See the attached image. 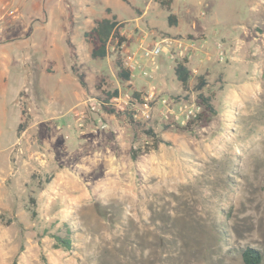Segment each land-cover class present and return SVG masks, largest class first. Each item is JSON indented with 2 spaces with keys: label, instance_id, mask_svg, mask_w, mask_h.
Returning <instances> with one entry per match:
<instances>
[{
  "label": "rangeland",
  "instance_id": "rangeland-1",
  "mask_svg": "<svg viewBox=\"0 0 264 264\" xmlns=\"http://www.w3.org/2000/svg\"><path fill=\"white\" fill-rule=\"evenodd\" d=\"M88 1L101 15L102 0ZM106 1L125 41L92 59L78 28L81 97L54 104L58 117L38 129L35 107L20 100L30 127L17 179L0 181V264H244V246L262 250L264 264V0ZM157 43L163 52L146 55ZM127 56L137 68L121 80L117 60ZM183 56L186 89L173 73ZM27 85L44 108L38 84ZM114 89L121 102L139 92L151 117L103 109ZM199 93L214 113L182 129L203 109ZM147 129L164 141L155 145ZM65 228L70 251L52 247L51 233Z\"/></svg>",
  "mask_w": 264,
  "mask_h": 264
},
{
  "label": "crops",
  "instance_id": "crops-1",
  "mask_svg": "<svg viewBox=\"0 0 264 264\" xmlns=\"http://www.w3.org/2000/svg\"><path fill=\"white\" fill-rule=\"evenodd\" d=\"M101 15L88 0H9L14 14H8L0 4V181L17 179L21 166L24 133L17 131L22 120L20 100L27 101L31 114V126H47L58 117L54 104L67 98L81 97V84L73 73V47L75 33H81L94 25V20L116 14L110 9ZM90 22V28H85ZM83 41L87 42L83 36ZM91 49V45H90ZM57 75L51 88L49 77ZM37 83L41 97L46 99L44 108L37 107L36 97L27 84ZM54 88V89H53ZM40 99V97H39ZM73 100V99H72ZM15 104L16 113L9 108ZM33 105V106H32ZM40 108V112H39ZM38 111V113H37ZM12 113V114H11ZM15 113V114H14ZM21 161V160H20Z\"/></svg>",
  "mask_w": 264,
  "mask_h": 264
},
{
  "label": "trees",
  "instance_id": "trees-1",
  "mask_svg": "<svg viewBox=\"0 0 264 264\" xmlns=\"http://www.w3.org/2000/svg\"><path fill=\"white\" fill-rule=\"evenodd\" d=\"M162 1V0H161ZM164 5H169V0H166L163 2ZM110 9L107 8V12H109ZM168 21L170 23H173L174 15L169 13L168 14ZM119 22L116 19L114 15H111L110 17H102L97 18L94 20V25L87 31L83 32V36L87 42L90 43L91 49H90V57L92 59H102L106 57L108 53L109 43L113 42L115 43V46L119 49L120 45L125 41L124 36L119 31ZM118 65V76L121 80H129L130 78V71L127 70L122 66V62L117 60ZM73 71H76L74 67H72ZM173 73L175 75V78L177 81H179L181 87L183 89H186L188 86V82L190 79V70L187 66V59L185 57L177 59L173 66ZM78 81L81 85H85V82L82 78V74H77ZM205 85V81L203 79V76L197 77V83L196 88L198 90H201L202 87ZM117 90L114 89L111 92H106V99H110L113 96H117ZM133 97L136 99L139 98V92L134 91ZM200 97V105L203 106V109L198 112L194 118L188 120L185 125L181 126L182 129H191L195 126H204L206 125L210 120V113H214V108L212 107L210 103V96H204L202 93H199ZM106 102H108L106 100ZM105 102V103H106ZM102 108L109 111V112H116L120 113L119 111L115 110L114 108H109L106 104L102 103ZM130 112V111H129ZM127 112V113H129ZM21 113H22V120L19 122L17 126V131L20 133L27 125V122L29 120V115L27 114L24 106L21 107ZM129 117L131 119V114H129ZM145 133L148 134L155 145L158 141L163 142L161 138H156L155 134L152 132L151 129L145 130ZM34 213V212H33ZM52 237V247L55 249H61L63 251H70L73 247V241L70 237V229L65 228L64 234L59 233H51L50 235ZM240 258L244 264H259L262 260L263 252L260 249L253 248L250 246H244V247H238L237 248Z\"/></svg>",
  "mask_w": 264,
  "mask_h": 264
},
{
  "label": "built area",
  "instance_id": "built-area-1",
  "mask_svg": "<svg viewBox=\"0 0 264 264\" xmlns=\"http://www.w3.org/2000/svg\"><path fill=\"white\" fill-rule=\"evenodd\" d=\"M0 4L6 8V11L8 14H14L15 10H14V8L10 7L9 0H0ZM180 45L181 44H179L178 46L180 47ZM217 47L219 49L222 48V43L218 42ZM163 48H164L163 44L157 43L151 49L146 50L145 54L149 55V56H157L163 52V50H164ZM183 57H185V56H183ZM123 67L130 71V76L132 75L134 70L137 68L136 63L131 58V56L126 57V59L123 62ZM162 101L164 102L165 99H163ZM105 104L113 106L117 109H124V105H125V107H127L128 110L130 111L132 118H134V119L148 120L151 117V106H150L148 100H146V98L136 99L134 97L133 98L129 97V99H126V100L123 99L121 102L120 96L117 95V96H113L112 98H110L108 100V102H106ZM91 108H94V107L91 106ZM184 108H186V106H179V108H178L179 115L183 113V110H185ZM199 108H200V105H197L196 109H199ZM192 111L193 110H188L186 117H189L190 113H193ZM195 115L196 114H194V116Z\"/></svg>",
  "mask_w": 264,
  "mask_h": 264
}]
</instances>
